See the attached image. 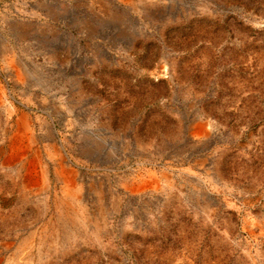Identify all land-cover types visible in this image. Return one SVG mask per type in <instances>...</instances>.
<instances>
[{"label":"rangeland","instance_id":"rangeland-1","mask_svg":"<svg viewBox=\"0 0 264 264\" xmlns=\"http://www.w3.org/2000/svg\"><path fill=\"white\" fill-rule=\"evenodd\" d=\"M9 2L18 1L0 0V7ZM50 3L49 21L61 33L47 55L45 43L31 50L30 40L15 42L5 33L11 47L33 53L37 75L49 74L52 83L46 106L30 111L37 143L23 137L20 149L10 150L14 120L0 108V264H264V0ZM3 63L0 53L7 89L13 84ZM39 82L26 79L12 93L21 100L32 84L43 96ZM95 121L123 132L130 144L128 160L112 171L72 149L75 136ZM204 123L206 137L198 127ZM95 129L94 150L104 152L107 143ZM53 143L73 157L81 177L93 175L97 190L119 204L106 224L73 225L60 244L32 249L17 263L19 241L57 220L64 186L48 156ZM21 149L32 182L49 168L44 193L31 194L38 186L25 188L18 165L4 164ZM35 149L41 164L33 166ZM119 178H130V202Z\"/></svg>","mask_w":264,"mask_h":264},{"label":"bare ground","instance_id":"bare-ground-1","mask_svg":"<svg viewBox=\"0 0 264 264\" xmlns=\"http://www.w3.org/2000/svg\"><path fill=\"white\" fill-rule=\"evenodd\" d=\"M17 1L18 2L5 3L0 7V53L2 55V60L4 61V63H3L4 67L8 71V75H10V79H11V82L13 84L12 87H8L7 89H5L4 88L5 84H3L4 81H3V83L0 82V108L5 107L6 113L4 116L6 117L7 121L14 120V129L12 130L13 131L12 135L10 133L11 137L8 140L9 142L7 145L9 147V149L12 151H17L18 149H20V147L22 146V143H23L22 142V140L24 139L23 137L27 138L28 143L34 144L36 142L37 134L33 131V129H34L33 128V118H32L33 113H31L30 111H31L32 107H35V105L39 106L41 108L46 106V103H47L46 98L51 93V83L52 82H50L49 74L46 75V73H45V75H46L45 77L43 74H41L40 76L37 75V73H36L37 70L35 71V69H36L35 62L32 58L33 53L30 51L28 55H25V54H22L21 47L20 48L18 47V49L11 47L8 44V39H7V36H5V33H8L9 37L11 36L12 40H14L15 42L16 41L22 42L23 40H30V42H28V46L31 47V50H32V46L35 45L36 43H38V42L45 43V47H46L45 51L46 52H44V53H46V54H44V55L48 54L50 42L55 38V36H57L59 33H61V32H58L56 30H53L52 29L53 28L52 22L49 21L53 17V15H52L53 10L51 8L50 0H40L36 3H33L32 1L30 2V0L29 1L28 0H17ZM122 1H124L125 4L127 2L128 3L131 2V0H122ZM39 9H41L42 12L41 11L39 12ZM90 30L93 31L92 29H90ZM90 30H89V32H90ZM49 56H51V55H49ZM23 57H26V58L24 59ZM49 58H51V57H49ZM49 58L47 59L48 62H49ZM44 64H46V63H44ZM46 67H47V65H46ZM26 79H31L32 81H35V83L38 82L39 79H41V82H39L38 85L42 89L41 92H42L43 96L40 95L39 91L33 89L32 84H29L28 87L26 86L27 87L26 89L21 91L22 99L17 100L16 97L13 95L12 90L14 87L19 88L20 86H22V84L26 81ZM7 83H9V82H7ZM78 91H79V89H78ZM81 104H83V103H81ZM55 108H57V107H55ZM50 110H52L51 112H57L56 109H50ZM54 115H56V113ZM48 116L50 117V120L53 119V117L51 115H48ZM68 119H70V118H68ZM43 121L46 124V128H47L46 133H48L49 136H51L54 139L55 129H54L53 125L51 124V122L50 123L48 122L49 120L44 119ZM74 121L76 122V120H74ZM95 122L96 123H92V122L89 123V126H88L89 130H87V131L85 130L86 131L85 133L78 134L75 136V138H77L79 140V144L75 148L73 147L72 149L77 151L80 156H83L86 159H91L92 162H99V161L105 162L106 164H108L106 169L112 171V170H114V164L115 163H117L120 160H124L125 162L128 160V157L130 156V146H129L130 144L126 142V140L123 137V134H121L123 132H121L120 134H117V133L114 134L111 131L110 124L106 125V124H103V122L102 123H98L97 121H95ZM4 124H6V123H4ZM9 127H10V125H9ZM36 127H37V125H36ZM198 127H200L199 133L202 136L206 137L209 135V131L206 128L207 127L206 123L200 124ZM95 128L100 131L99 135H101L102 139L104 141H106V143H107L108 149L104 150V152H96L94 150L95 145L97 146V144L94 143L95 144L94 145L91 140L93 138L92 136L98 134V133L93 132ZM92 129H93V131H92ZM194 129H196V128H194ZM102 139L100 137H98L94 141L96 143H97V141H99L101 143ZM22 149H21V152H19L18 154L14 155V156H8V157H6V159L4 158L5 159L4 164L6 166L18 165V167L16 166V171L18 172V175L21 178V181H22L23 185L25 186V188H27L28 186L30 187V184H31V187H34L35 185H37L38 187H36L34 189V191L31 192V194L32 193L33 194H39V193L45 191L47 188V179L46 178H47V169H49V168L46 169L45 166L42 168L40 183L37 184V182H35V181L32 182L33 180L31 178L30 174L28 173V170H31V168L26 165L27 164L26 163L27 162L26 161V152H24ZM7 150H8V148H7ZM35 153H36V157L30 161V163L33 166H35L36 163L41 164V160L39 157V151L37 149H35ZM48 156L58 166V168L56 169V172H55L56 180H58L59 183H62V185L64 186L63 196L62 197L60 196V198L57 197L58 199L56 201L54 198L57 220L52 221L53 220L52 219L51 220L52 223L50 221V224L45 225L43 227L38 228L35 231L30 232V234L26 235L21 241H19L18 245L15 248L16 255H15V253H13L15 255V257H13V259L11 258L12 260H14V258H15L14 262H17V263L29 259L28 254L30 253V250H32V249H36L38 253H41V251L45 245L52 247V246L60 244L62 236H64V238H65L64 234H66L67 230L70 227H72L73 225L81 224V225H89L90 227L91 226L92 227H98V226H100V223L106 224L107 223L106 219L108 217H110L113 210L116 208V205L118 206V204H119L120 198L117 199V197L114 198L113 196L105 198L104 194L100 190H97L98 185L96 186V184L93 180V178H94L93 175H90L87 178L81 177V175H80L81 173H80L79 169L77 168V166L73 167V162H72L73 157L65 151V149L62 147V145L60 147H56L53 143L52 151L50 150ZM32 157H34V156H32ZM28 160H30V159H28ZM74 162L76 163V161H74ZM103 165H105V164H103ZM78 166H80V165H78ZM34 171H36V170H34ZM106 184H108V183H106ZM119 186H120L122 192L128 196L127 200H128V202H130V178H121L119 180ZM141 187L142 186H138L136 188L141 189ZM151 187H156V186H151ZM158 188H160V186ZM51 189H52V187H51ZM150 190H151V188H150ZM18 194L20 195V193H18ZM22 194H23V191H22ZM120 197H122V196H120ZM52 199H53V197H52ZM48 211H49V209H48ZM98 218L101 220H98ZM78 233H79V231H78ZM0 259H2V258H0Z\"/></svg>","mask_w":264,"mask_h":264}]
</instances>
